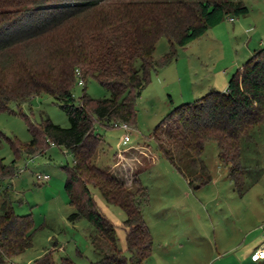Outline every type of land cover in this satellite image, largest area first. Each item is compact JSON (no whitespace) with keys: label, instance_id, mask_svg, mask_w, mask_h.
Masks as SVG:
<instances>
[{"label":"trees","instance_id":"trees-1","mask_svg":"<svg viewBox=\"0 0 264 264\" xmlns=\"http://www.w3.org/2000/svg\"><path fill=\"white\" fill-rule=\"evenodd\" d=\"M247 12L249 7L243 0H0V112L11 109L12 101L20 105L47 92L59 101L71 121L62 126L47 117L35 124L26 116L33 134L29 141L7 135L0 127V141L6 139L15 154L10 162L0 158V264H15L14 258L32 245L35 230L32 214L15 211L10 189L2 186V180L14 177L20 168L18 160L24 154L44 151L47 141L73 153L74 163L63 166L73 207L68 218L76 222L86 217L92 223L90 241L102 254L98 262L146 264L154 249L143 209L148 189L138 173L132 180L136 187L131 188L119 172L98 165L103 135L96 123L135 126L137 99L151 81L152 71L176 54L173 48L162 60L156 59L159 37L166 35L173 45H186L227 15ZM18 48L25 53L16 58ZM78 68L84 86L92 76L110 89L111 95L96 98L84 87L77 98L74 85ZM263 121L261 47L231 75L227 90L212 88L194 102L176 105L156 125L153 136L194 189L212 180L202 153L208 139L217 140L219 158L228 166L235 189L243 195L248 190L243 143L254 147L253 130ZM175 149L190 154L185 165ZM95 189L108 203L125 210V248L116 223L100 210ZM53 251L47 250L29 264H58ZM62 264L77 263L63 256Z\"/></svg>","mask_w":264,"mask_h":264},{"label":"rangeland","instance_id":"rangeland-1","mask_svg":"<svg viewBox=\"0 0 264 264\" xmlns=\"http://www.w3.org/2000/svg\"><path fill=\"white\" fill-rule=\"evenodd\" d=\"M243 1L249 12L233 17L227 15L186 45H173L166 35L159 37L155 58L162 60L173 48L176 54L152 71L151 81L137 99L135 126L126 129L121 125L106 127L96 123L97 131L103 135L96 157L98 165L112 169L118 161L114 167L121 169L129 187H136L132 180L138 173L148 189L143 209L153 234L154 249L146 264H240L236 250H226V247L231 243H254L262 237L264 121L253 130L254 147L243 143V164L248 169V190L243 195L235 189L228 166L219 158L217 140L208 139L202 153L212 180L194 189L163 154L153 136L154 128L171 109L198 100L211 85L220 86L256 49L264 47V0ZM24 53V49L18 48L14 54L18 58ZM84 87L96 98L111 95L110 89L90 76L85 86L78 80L75 82L77 98ZM10 107L0 112V127L7 135L17 136L22 141L33 137L26 116L35 124L47 117L62 126L71 124L68 113L47 92L35 94L20 105L12 101ZM125 133H129L130 139L123 143ZM130 147H135L134 151L126 150ZM175 153L183 165L190 158L183 149H175ZM24 155L18 160L19 167L24 169L2 180V186L10 189L15 211L31 213L35 223L33 243L15 258V264H29L49 249H54L58 264H62L63 256L71 257L77 264H100L102 254L90 241L92 223L86 217L76 222L68 218L73 207L65 187L67 172L63 166L74 163L73 153L47 141L44 151ZM1 157L5 162L15 158L6 139L0 141ZM39 173H49L51 178L41 180ZM94 193L100 210L116 223L118 233L123 235L125 210L108 203L99 189ZM2 198L0 191V200Z\"/></svg>","mask_w":264,"mask_h":264},{"label":"crops","instance_id":"crops-1","mask_svg":"<svg viewBox=\"0 0 264 264\" xmlns=\"http://www.w3.org/2000/svg\"><path fill=\"white\" fill-rule=\"evenodd\" d=\"M228 83H229V80H227V78H226V81L222 82L220 86L211 85L209 87L208 91L210 89H212V88H217V89H220V90H227L228 89ZM134 149H135V147L134 148L130 147V148H127L126 150L134 151ZM98 158H100V156H98ZM117 163L119 164V162L117 161V162H115L113 164V167L115 165H117ZM113 167H112V169L116 170V172H119V174L122 176V173L120 171L121 169L117 170L116 167H114V168ZM1 200H0V202H1ZM123 228H124V226H123ZM119 240H120L121 245L125 248L126 247V230H125V228H124V234L123 235L119 234ZM261 240H262V237L260 236L257 239V241H255L254 243H250V244H247L246 242H244L242 244H239V243L232 244L231 243L230 246L226 247V250H230V251L236 250L237 258H238V261L240 262V264L245 263V262H247V263L250 262L252 264H264V259H255V258H253V254L256 251L257 247L259 246ZM16 257H18V256H16ZM15 258H14V260H15Z\"/></svg>","mask_w":264,"mask_h":264},{"label":"built area","instance_id":"built-area-1","mask_svg":"<svg viewBox=\"0 0 264 264\" xmlns=\"http://www.w3.org/2000/svg\"><path fill=\"white\" fill-rule=\"evenodd\" d=\"M77 75H78V82L80 84H84V79L82 77V74H81V71L79 68L77 69ZM116 125H121L126 129H129V127H130V125L128 123H124V122L123 123H116ZM129 139H130L129 133H125L122 137V142L126 143ZM23 169L24 168H20L19 172H20V170H23ZM38 178L41 180H47V179L51 178V175L49 173H39ZM253 258L264 259V231L262 233V240H261L259 246L257 247L256 251L254 252Z\"/></svg>","mask_w":264,"mask_h":264}]
</instances>
